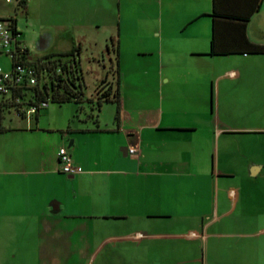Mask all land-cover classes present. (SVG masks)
<instances>
[{"label": "crops", "instance_id": "0c3cea01", "mask_svg": "<svg viewBox=\"0 0 264 264\" xmlns=\"http://www.w3.org/2000/svg\"><path fill=\"white\" fill-rule=\"evenodd\" d=\"M33 3L58 12L43 24L60 33H41L36 57L68 37L65 51L97 45L91 29L114 38L118 100L2 119L0 264H264V52L236 49L240 22L219 19L229 52L210 54L213 5L254 10L244 34L264 45V0H25V22ZM0 18L31 54L17 17ZM60 146L81 172L60 171Z\"/></svg>", "mask_w": 264, "mask_h": 264}, {"label": "trees", "instance_id": "16d2710c", "mask_svg": "<svg viewBox=\"0 0 264 264\" xmlns=\"http://www.w3.org/2000/svg\"><path fill=\"white\" fill-rule=\"evenodd\" d=\"M215 2V0H213ZM17 6L25 9V0H18ZM254 10H248L242 15L236 17L220 13L215 9V4L212 8V36L210 41V54H226L229 50H221L217 48L216 43L220 37V32L217 30V21L237 19L240 26V45L236 48L245 53H263L264 45H258L247 40L244 34V22L248 19L249 14ZM8 21L13 34H16L13 18H3ZM237 30V31H239ZM20 42H16V44ZM111 46L116 45L114 38H109ZM22 45V44H21ZM16 54L10 59V67L14 66V60H18L24 67L32 69V74L35 82L28 83V76L20 74L19 80H11L8 82V93L0 94V130L3 129L1 121L5 110L15 111L18 115L23 116V109L29 105H36L41 101L47 103L63 104L72 102L76 105L86 104L90 111L88 116H96L97 111L102 103L117 102V78H114V83L108 82L105 86L100 85L95 89L92 97H85L83 93L84 83L80 69V47L73 46L71 49L64 52L47 53L39 57H30L29 51L23 47L21 51L17 50ZM107 49V46H106ZM235 51V49L233 50ZM100 82H104L101 79ZM114 85V87H113ZM101 88V89H100ZM43 108H38L33 114L36 118L38 111ZM94 112V113H93ZM93 113V114H92ZM117 113V112H116Z\"/></svg>", "mask_w": 264, "mask_h": 264}, {"label": "rangeland", "instance_id": "374dc122", "mask_svg": "<svg viewBox=\"0 0 264 264\" xmlns=\"http://www.w3.org/2000/svg\"><path fill=\"white\" fill-rule=\"evenodd\" d=\"M9 2L6 0H0V14H9L15 15L17 17V22L19 28L23 31V35H25L27 39V44L30 45L31 54L30 57L35 58V53H40L33 47L39 37L47 33L48 35L51 34L54 37L59 36V28L57 31H52L50 29H55L54 27L44 26L43 19L46 21L51 20V18H55L58 16V12L51 8H38L35 3L30 4L29 6V14L31 17V21L25 22L24 19L26 18V10L18 7L16 5V9H14ZM44 10V15H40L39 13ZM3 19V18H2ZM30 22V24H29ZM68 32L76 33L78 30L74 28L75 26H67ZM79 30L81 28H78ZM85 31V30H84ZM86 35L89 34L91 37H97V45L92 44L91 41L87 42L85 40L79 39L75 40L72 45L80 44V69L83 77V93L85 97H92L94 95L95 89L98 88L100 85L105 86L108 82L114 83V69H113V56L111 53L106 51V44H109L107 38L104 40V27L100 29H91L85 31ZM70 38L64 43L60 41L54 43V46H50L49 49L53 51H65L67 47H70ZM33 47V48H32ZM69 49V48H68ZM35 51V52H34ZM0 66L3 71H8L10 69V56L7 54H0ZM101 79H104V82H100ZM101 89V88H100ZM50 106L54 105V103H49ZM42 111V110H41ZM11 118H14V114L12 110H5L3 113V122H8ZM257 139L256 141L253 140L252 144L253 147H256V152L253 153V158L256 159L258 162L264 163V133H259L258 135H253ZM259 182L260 191L264 188V169L259 173L256 177ZM262 209V206L260 207ZM261 213V212H259ZM257 223V222H256ZM264 220L259 219L258 224L255 225H263Z\"/></svg>", "mask_w": 264, "mask_h": 264}, {"label": "built area", "instance_id": "2783aa9c", "mask_svg": "<svg viewBox=\"0 0 264 264\" xmlns=\"http://www.w3.org/2000/svg\"><path fill=\"white\" fill-rule=\"evenodd\" d=\"M15 35L16 34L12 33L9 22L0 18V54L9 55L10 59L12 55L16 54V48H18V51H21L24 47L19 43L16 44L18 41ZM20 74H26L28 76L29 84L35 82L32 69L24 67L18 60L16 61V59L14 60V66L12 68L10 67L8 71H3L0 66V94L8 93V82L11 80L18 81ZM47 105V101H41L36 105H29L23 109V116L21 117L30 118L38 108H45ZM13 113L17 114L15 111H13ZM135 151L133 147L128 148V152L131 154H134ZM56 156L60 164V171L63 174L73 175L81 172V166L72 162L71 155L64 146H60L57 149Z\"/></svg>", "mask_w": 264, "mask_h": 264}, {"label": "water", "instance_id": "95a60500", "mask_svg": "<svg viewBox=\"0 0 264 264\" xmlns=\"http://www.w3.org/2000/svg\"><path fill=\"white\" fill-rule=\"evenodd\" d=\"M67 147H69V145Z\"/></svg>", "mask_w": 264, "mask_h": 264}]
</instances>
